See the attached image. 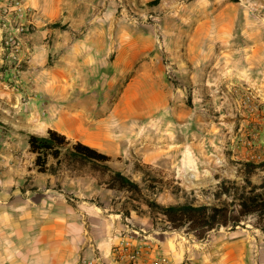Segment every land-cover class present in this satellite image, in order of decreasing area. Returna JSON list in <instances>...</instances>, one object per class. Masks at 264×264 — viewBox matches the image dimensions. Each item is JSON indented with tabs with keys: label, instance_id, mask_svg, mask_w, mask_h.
Returning a JSON list of instances; mask_svg holds the SVG:
<instances>
[{
	"label": "rangeland",
	"instance_id": "1",
	"mask_svg": "<svg viewBox=\"0 0 264 264\" xmlns=\"http://www.w3.org/2000/svg\"><path fill=\"white\" fill-rule=\"evenodd\" d=\"M15 1L0 0V10ZM111 4L119 23L108 34L113 49L102 63L119 59L120 69L129 70L118 89L121 95L130 83L133 111L129 114L134 116L130 121L134 129L128 133L131 152L126 158L112 157L111 166L143 187L154 180L157 193H146L164 205L213 202L211 192L219 182H242V162L264 160V0H114ZM32 14L18 59L6 48L5 17L0 15V139L12 135L21 155L16 164L12 157L0 155V177L16 167L38 172L25 143L34 127L22 124L27 115L16 113L12 105L26 90L22 74L35 55ZM12 24L16 26L13 19ZM255 44L260 45L259 54L248 60L246 52L251 49L242 47ZM62 51L51 55L49 64ZM193 73L196 82L188 80ZM2 144L0 140V150L8 146ZM63 173L72 179L59 182V188L70 197L77 200L68 185L74 187V177H83L82 200L120 214V237L142 239L145 231L154 228L168 232L172 246L178 245V238L184 249L200 243L184 233L164 230L162 220L154 221L145 206L139 213L132 210L131 216L123 214L126 195L100 185L90 169L82 173L63 169L57 176ZM263 178L264 172L258 171L253 181ZM246 225L264 233V220L250 218Z\"/></svg>",
	"mask_w": 264,
	"mask_h": 264
},
{
	"label": "crops",
	"instance_id": "2",
	"mask_svg": "<svg viewBox=\"0 0 264 264\" xmlns=\"http://www.w3.org/2000/svg\"><path fill=\"white\" fill-rule=\"evenodd\" d=\"M23 1L33 12L36 50L22 74L26 90L12 101L16 113L27 115L22 124L34 127V134L54 129L113 158H126L132 149L128 133L134 129L130 126L134 116L129 114L133 111L128 99L131 85H124L121 95L118 87L129 70L120 69L119 59L102 63L113 49L108 34L119 23L111 4L114 0ZM242 48L251 49L246 55L252 60L260 45ZM189 79L196 82V75ZM11 136L0 139L2 145L8 144L0 155L12 157L16 164L21 155ZM25 143L28 149L27 139ZM0 178V264H75L95 252L108 262L113 260L115 247L126 238L118 233L120 214L82 200L85 178L74 177V187L68 185L77 200L59 188V182L72 179L66 173L57 176L16 167ZM167 235L153 228L132 242L142 249L145 263L164 256L169 264H182L189 256L194 264H264V233L248 225L217 231L207 242L186 249L179 238L178 245L169 244Z\"/></svg>",
	"mask_w": 264,
	"mask_h": 264
},
{
	"label": "trees",
	"instance_id": "3",
	"mask_svg": "<svg viewBox=\"0 0 264 264\" xmlns=\"http://www.w3.org/2000/svg\"><path fill=\"white\" fill-rule=\"evenodd\" d=\"M27 144L39 173L57 175L63 169L82 173L88 168L100 185L126 195L123 214L131 216L132 210L139 213L145 206L154 221L162 220L164 230L184 233L198 242L222 228L243 227L250 218L264 220V178L259 183L253 181L258 171L264 172V160L242 162V182L231 179L219 182L211 192V203L188 200L164 205L146 193V190L152 195L157 193L154 180L146 187L141 186L111 166L112 156L81 141L74 142L57 130L50 129L45 135L30 134ZM98 206L104 208L103 204Z\"/></svg>",
	"mask_w": 264,
	"mask_h": 264
},
{
	"label": "built area",
	"instance_id": "4",
	"mask_svg": "<svg viewBox=\"0 0 264 264\" xmlns=\"http://www.w3.org/2000/svg\"><path fill=\"white\" fill-rule=\"evenodd\" d=\"M31 12L32 9L21 0H16L0 10V15L5 17L3 19V27L6 32L5 45L8 50H11V54L14 55L15 59H18L22 46L25 43L26 35L29 31L28 23ZM11 16L13 21H15V27L12 24V19L8 18ZM7 19L10 20L9 23L6 22ZM135 232L139 234L137 230ZM125 237L123 242L115 247V256L112 261H106L98 252H95L93 257L82 256L75 264H169L168 259L164 256L159 257L153 262L145 263L142 260V249L134 246L132 237ZM93 244L94 240H90L92 247ZM182 264H194V262L188 256Z\"/></svg>",
	"mask_w": 264,
	"mask_h": 264
}]
</instances>
